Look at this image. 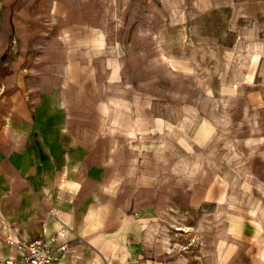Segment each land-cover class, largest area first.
<instances>
[{
    "label": "rangeland",
    "instance_id": "rangeland-1",
    "mask_svg": "<svg viewBox=\"0 0 264 264\" xmlns=\"http://www.w3.org/2000/svg\"><path fill=\"white\" fill-rule=\"evenodd\" d=\"M0 26V80L61 89L81 137L109 155L119 142L118 179L162 190L168 210L148 229L170 262L218 264L235 249L229 220L264 216V0H0ZM106 107L115 137L100 132ZM146 156L162 171L137 182ZM241 245L242 264L264 255Z\"/></svg>",
    "mask_w": 264,
    "mask_h": 264
},
{
    "label": "crops",
    "instance_id": "crops-1",
    "mask_svg": "<svg viewBox=\"0 0 264 264\" xmlns=\"http://www.w3.org/2000/svg\"><path fill=\"white\" fill-rule=\"evenodd\" d=\"M9 36L0 46V61L9 51ZM16 61L11 59V69ZM34 78L12 71L0 80V259L18 255L7 239L49 237L63 226L68 248L54 264H173L171 256L164 257L167 243L152 248L157 233L148 229L154 222L162 226L168 210L158 197L162 190L144 182L128 186L118 179L111 158L118 157L119 142L114 141L115 153L109 155L81 137L69 123L61 89H38ZM112 110L102 109L100 132L115 137L120 130L113 127L115 120L107 119ZM128 130L123 132L131 137L133 131ZM148 157L156 158L146 156L139 166L133 159L137 182L162 171L160 164L147 165ZM119 174L123 177V171ZM256 214L255 224L242 216L240 226L238 219L229 220L227 241L235 242V249L226 242L218 264H227L234 254V264H242L246 251L241 244L249 238L261 247L264 216ZM251 264H264V255L255 253Z\"/></svg>",
    "mask_w": 264,
    "mask_h": 264
},
{
    "label": "built area",
    "instance_id": "built-area-1",
    "mask_svg": "<svg viewBox=\"0 0 264 264\" xmlns=\"http://www.w3.org/2000/svg\"><path fill=\"white\" fill-rule=\"evenodd\" d=\"M67 235V230L62 226L49 237L7 239L18 255L0 259V264H54L58 255L63 257L67 251Z\"/></svg>",
    "mask_w": 264,
    "mask_h": 264
},
{
    "label": "bare ground",
    "instance_id": "bare-ground-1",
    "mask_svg": "<svg viewBox=\"0 0 264 264\" xmlns=\"http://www.w3.org/2000/svg\"><path fill=\"white\" fill-rule=\"evenodd\" d=\"M132 131H135V130L132 129ZM133 133H134V132H133ZM178 229H181V228H178Z\"/></svg>",
    "mask_w": 264,
    "mask_h": 264
},
{
    "label": "trees",
    "instance_id": "trees-1",
    "mask_svg": "<svg viewBox=\"0 0 264 264\" xmlns=\"http://www.w3.org/2000/svg\"><path fill=\"white\" fill-rule=\"evenodd\" d=\"M5 56L3 55L2 58H4Z\"/></svg>",
    "mask_w": 264,
    "mask_h": 264
}]
</instances>
